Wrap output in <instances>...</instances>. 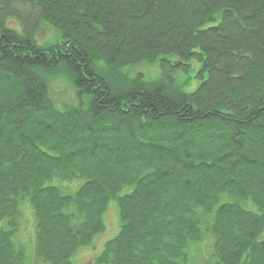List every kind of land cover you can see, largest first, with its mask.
I'll return each instance as SVG.
<instances>
[{"label": "trees", "instance_id": "16d2710c", "mask_svg": "<svg viewBox=\"0 0 264 264\" xmlns=\"http://www.w3.org/2000/svg\"><path fill=\"white\" fill-rule=\"evenodd\" d=\"M110 202L95 264H264V0H0V264H75Z\"/></svg>", "mask_w": 264, "mask_h": 264}, {"label": "rangeland", "instance_id": "374dc122", "mask_svg": "<svg viewBox=\"0 0 264 264\" xmlns=\"http://www.w3.org/2000/svg\"><path fill=\"white\" fill-rule=\"evenodd\" d=\"M51 35L50 31L44 30L40 32L39 40L47 39ZM191 69L188 73L177 72L176 81L178 84L183 85L185 91L194 90L200 83V80L195 77L198 70V64L191 63ZM129 76H133L136 73H142L147 78H156L159 74V68L157 64H140L126 69ZM189 79V80H188ZM186 80H188L186 82ZM50 95L57 106L74 104L76 96L70 82L61 75L50 78ZM200 149L194 147L179 146L178 152L183 156L195 159ZM191 153V154H190ZM130 191V188L125 189L124 192ZM105 231L101 235L97 236L91 246L83 247L73 257L75 264H95L94 258L101 251L103 244L116 234L119 228L118 210L114 202H110L107 211L104 214ZM33 235V218L30 211L26 210L23 216V222L21 224L18 240L20 243L30 246ZM211 239L204 237V240L196 245H193L192 252L194 255V261L197 264L202 263L204 257L210 251Z\"/></svg>", "mask_w": 264, "mask_h": 264}]
</instances>
